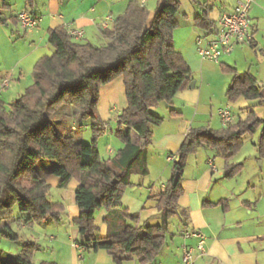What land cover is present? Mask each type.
Returning a JSON list of instances; mask_svg holds the SVG:
<instances>
[{"label":"trees","instance_id":"trees-1","mask_svg":"<svg viewBox=\"0 0 264 264\" xmlns=\"http://www.w3.org/2000/svg\"><path fill=\"white\" fill-rule=\"evenodd\" d=\"M144 2L130 0L111 28L105 30L108 41L101 45L72 39L63 27L50 30L48 43L53 52L34 63L32 83L8 110L0 102V223L9 217L13 206L26 215L23 222L27 225L47 216L59 219L64 206L48 201L45 172L36 165L41 159L52 161L46 172L58 178V187H65L73 178L78 180L74 200L79 212L73 219L77 243L86 250H106L116 264L122 263L118 252L132 255L138 264H151L165 243L170 219L177 211L187 159L198 147L210 148L221 156L226 177L230 178L243 167L230 163L242 135L262 126L256 147L259 157L264 158V120L256 118L253 111L217 129L190 126L173 158L171 176L155 197L161 222L139 225V215L121 207L132 175L146 174L144 148L152 127L163 121L151 108L161 102L171 104L176 93L191 81L190 67L173 44L179 1L157 0L151 16ZM194 22L215 34L206 13L197 14ZM219 65L222 72L232 74L226 93L229 102L264 97L263 86H258L251 72L238 73L225 63ZM118 77L122 78L126 106L116 118L113 135L122 146L112 157L103 159L95 146L104 130L103 122L98 121L99 90ZM62 104L77 107L80 118L91 121V143L75 141L54 128L48 115ZM175 114L174 109L169 110L170 116ZM133 132L137 135L135 142ZM99 208L107 211L103 237L95 236L94 212ZM4 229L0 230L3 236L16 240L10 228ZM22 246L16 255L0 250V264H31L37 245L26 241Z\"/></svg>","mask_w":264,"mask_h":264},{"label":"crops","instance_id":"crops-1","mask_svg":"<svg viewBox=\"0 0 264 264\" xmlns=\"http://www.w3.org/2000/svg\"><path fill=\"white\" fill-rule=\"evenodd\" d=\"M129 1L32 0V3L29 4L27 0H14V2L12 0H0V7L7 8V10L12 12L7 17L12 21V26L10 27L8 22H6V15L0 9V15L2 16L0 19V102L5 104V99L11 92V85L15 86L16 83L21 82L23 79H29L32 67L37 59L51 52V45L48 43L50 30L56 27H63L66 30L69 28L81 29L83 35L79 41L101 45L108 41L105 30L110 29L113 23H110L106 29H100L98 27L99 20L106 16H110L114 20L125 11ZM147 1L150 0H145L144 4ZM153 1L155 2L150 16L158 6L157 0ZM178 1L180 7L175 15L177 26L172 34L173 44L190 67L192 79V73L194 72L206 73L203 60L197 54L196 38L200 35L213 36V33H209L208 30L200 29L195 25V17L199 13H206L208 19L213 23L212 29L216 30L221 14L224 11L232 10L237 0H196V4L192 0ZM22 10L27 11L36 20V25L33 28L26 29L20 25L17 14ZM248 19L252 35L251 42H254L255 32L259 29L264 30V0H255L251 4L248 11ZM7 46L10 48L8 52L4 53L3 49L7 48ZM242 49L244 47L237 44L227 54H236ZM217 63L221 62L218 61ZM4 80H7L6 86H3ZM12 80L15 81L14 84H12ZM193 82V86L189 83L186 89L176 93L171 105H175L174 101L179 99L184 109H195V117L199 109L198 105L201 102L199 97L201 89L196 90V80ZM99 94L98 111L103 119V127L107 126L106 130L102 131L101 136L107 133L105 135H110L108 137H111V140L104 147L99 148L96 146V142L95 146L101 158L108 159L122 146L120 141L114 137L113 130H107L109 129V124L106 123L108 120H113L116 123L118 114L126 106L122 78L118 77L110 83L101 86ZM61 106L50 113L48 118L54 128L62 135L71 136L75 141H79L81 130L74 123L66 122L71 112L69 110H61ZM184 117L183 112H177L171 117L174 120H184L183 130H157V133H155L156 130H152L148 145L144 148L147 168L144 175H149L151 168H153L154 170H160L159 178L164 175L165 179L161 181L159 188L155 189L153 185L144 186L145 183H143L142 178L131 177L132 183L126 188L120 201L121 207L125 208L129 213L142 214L144 209L149 207V202H151L150 207L156 206L155 197L164 190V185L171 176L172 166H168V160L172 157L176 158L177 149L183 141L187 129L191 126L190 121L186 118L184 119ZM132 137L134 142L137 141L136 133L133 132ZM171 146L176 148L175 153H166ZM206 149L209 150L201 152V159H198L199 164L196 167V173L184 175L190 157L197 155V153L191 154L187 159L181 177L183 193L177 202V211L184 213L186 220L178 230L179 239L174 241L171 238L170 246L165 245L167 241L166 235L165 243L158 253L159 256L157 255V263L178 264V262L182 261V245L187 244L193 248L196 245V240L193 238L185 239L183 232L184 230L196 229L204 234L205 243L202 251L193 250L194 264H264V207L262 210L259 209L262 196L256 201H239V205L247 209L249 211L248 215L250 214L251 216V218L245 220L247 222H242L243 220L236 215L230 214L232 208L229 199L226 197H220L216 201L209 199L206 194L210 183L214 180L213 173L216 169L211 167V164L214 166L215 161L214 150ZM164 153L167 154L165 158ZM37 166L45 172V181L51 182V186L58 187V180L51 178L50 175L52 174L46 172L51 164L48 166H45V164ZM136 175L142 176L140 174ZM224 175L226 177V174ZM234 177H230V179ZM77 185L78 183L72 185L71 190L69 189L67 192L68 204L65 200L57 201L61 202L63 206L66 204L62 211L67 223L66 230L62 233L58 230L54 236L51 235L49 238H44L40 232L24 234L20 246L13 248L14 251H10L12 254L21 253L23 243L28 241L37 245L31 256V264H116L112 255L106 250H86L77 243L78 232L73 223V219L79 212L74 200V190ZM225 189L231 194H239V192L234 191L235 187H231V185H228ZM221 202L223 203L221 204ZM106 213L105 209L100 210L96 221L100 220V222H103ZM0 224L10 228L9 220L7 219ZM18 225L23 227V229L31 227L25 224L23 220H19ZM100 237L102 236L100 235ZM117 254L122 260L121 264H138L130 254H121L119 252Z\"/></svg>","mask_w":264,"mask_h":264},{"label":"rangeland","instance_id":"rangeland-1","mask_svg":"<svg viewBox=\"0 0 264 264\" xmlns=\"http://www.w3.org/2000/svg\"><path fill=\"white\" fill-rule=\"evenodd\" d=\"M14 2V0H12ZM153 0L147 1L145 5L148 9H153L154 5ZM3 10L4 15L6 18L12 14L7 8L0 7ZM16 11V10H15ZM2 16L0 15V19ZM6 22H8L9 26H12V21L7 18ZM264 25V22H263ZM254 35V42L246 41L240 43L241 47L244 49L238 51L236 54H222L219 58V62L225 63L227 65L233 66L237 69L238 73H243L245 71L251 72L257 78V84L259 87L263 86L264 88V30L259 29L255 32ZM102 43V42H101ZM8 48V49H7ZM3 49L4 53L8 52L9 46ZM234 48V47H233ZM53 52V48L51 47V52L47 53L46 55H50ZM203 63L206 68V73H199L194 72L192 73L191 81L196 80V90L199 88L200 90V99L201 102L198 105V112L194 117V108L193 109H184L182 104L180 103L179 99L174 101L175 105L166 104L165 102H161L157 106L151 108V112L157 116L163 118V121L158 126L152 127V130H183L184 129V120L183 119H172L169 116V110L174 109L176 112H183L184 119L186 118L192 127L196 126H203V127H210L217 129L221 127V123L219 117L217 116L216 110L218 108L224 107L229 105L230 110L232 111L234 120L239 118H244L246 116V112L253 111L254 115L258 119L264 120V97L260 99H238L234 102H229L227 99V89L229 87L232 74L231 73H224L220 69V63H214L208 60H203ZM33 81L32 72L30 74L29 79H23L21 82L16 83V85H11V92L10 95L5 99V108L8 110L9 105L14 102L20 95L23 93L25 88L31 84ZM14 80H12V84H14ZM173 100V99H172ZM173 102V101H171ZM61 110H69L71 113L68 115V120L71 123H74L76 126L79 127L80 136L81 138L79 141L83 143H91L92 142V132H91V121L88 119H81L79 109L70 104H62L60 107ZM98 121L103 122V119L98 111ZM194 117V118H193ZM109 124V129L107 130H114L116 128V123L113 120L106 121ZM189 124V125H190ZM262 126H258L253 132H247L242 135V142L240 144V148L236 155L231 159L230 163H241L243 165L242 169L237 172L234 178H227L225 177V167H224V159L217 155L215 151L214 153V166L211 164V167H214L216 171L213 173L214 180L210 183L207 194L209 199H214L216 201L220 197H226L229 199V203L231 205L230 214L236 215L239 219L243 220L242 222H247L245 220L251 218L250 214L248 215V210L243 208L239 205L240 200H250L256 201L261 198V203L259 205V209L262 210L264 207V158H260L257 152V141L259 138V134L261 131ZM106 130V128H104ZM107 134V133H105ZM100 135L97 138L96 146L104 147V145L110 142V135ZM148 145V144H147ZM145 146V148L147 147ZM207 147H198L197 155H192L188 161V165L185 168L184 175H190L196 173V167L199 164L198 159H201V152ZM175 147L171 146L168 148L166 153H175ZM211 150V149H210ZM146 153V152H145ZM166 153H164V158L166 157ZM172 160H168V166H172ZM54 162L41 159L37 162L36 165L45 164L48 166L49 164H53ZM210 168V167H209ZM159 171L158 169L151 168V173L149 175H132L133 178H142L144 186L153 185L155 189L159 188V184L163 179H165L164 175H161L159 178ZM51 178H58L55 175H50ZM48 183V182H47ZM78 183V180L73 178L71 179L68 184L61 188L55 187L54 185H49V191L47 195V199L51 203H55L58 200H65L68 204V190H71L72 185ZM231 185V187H235L234 191L239 192L238 195L231 194L227 192L225 189ZM235 192V193H236ZM210 194L212 195L210 197ZM66 206V204L64 205ZM151 206V202H149V207L144 209V212L139 215V225L145 224H159L160 220V210L157 206ZM103 208L96 209L94 212L95 218V225H96V232L95 236L103 237L106 234V227L103 222L100 220L96 221V217H99L98 214L100 210ZM59 215V219L56 220L53 216H47L46 218L36 221L34 223L28 224L31 226L29 229H23L20 225H18L19 220H24L26 217L25 214L21 213L18 210L17 206H13L11 213L7 220H9V227L12 232L17 235L16 240H11L0 233V250L10 255H16L15 253L12 254L10 251H14L13 248L19 247L21 244V239L24 237V234H31L32 232H40L44 238H49V236H54L55 232L60 230L62 233L66 230V221L64 219V215ZM254 213V212H253ZM253 216V215H252ZM228 218V217H227ZM186 215L184 213H180L177 211L176 214L170 219L169 229L167 233V241L166 246H170L171 238L174 241L179 239L178 230L181 227L182 223L185 222ZM251 221V220H250ZM0 230H5L4 226L0 224ZM177 239V240H175ZM159 256V255H158ZM158 256L151 264H159L157 263ZM194 261V259H193ZM178 264H183L182 261L178 262ZM194 264V262H193Z\"/></svg>","mask_w":264,"mask_h":264},{"label":"built area","instance_id":"built-area-1","mask_svg":"<svg viewBox=\"0 0 264 264\" xmlns=\"http://www.w3.org/2000/svg\"><path fill=\"white\" fill-rule=\"evenodd\" d=\"M144 1V0H142ZM255 0H237L235 7L230 11H224L218 22L215 34L212 37L200 35L196 38V50L201 60H208L214 63L219 61L222 54L230 53L237 44L251 41L252 35L249 29L248 11ZM17 19L23 28L31 29L36 25V20L27 11L18 12ZM113 19L110 16L103 17L98 22L100 29H106ZM67 34L75 40H79L83 32L81 29H67ZM7 85V80L3 81V86ZM222 126H225L234 120L229 105L216 110ZM107 126H105L106 128ZM169 158V160H172ZM185 239L193 238L196 240L195 248L187 244L182 245L181 259L183 264H193L194 253L197 249H204L205 236L196 229L184 230Z\"/></svg>","mask_w":264,"mask_h":264},{"label":"water","instance_id":"water-1","mask_svg":"<svg viewBox=\"0 0 264 264\" xmlns=\"http://www.w3.org/2000/svg\"><path fill=\"white\" fill-rule=\"evenodd\" d=\"M193 84H194V82H193V81H191V82H190V85H191V86H193Z\"/></svg>","mask_w":264,"mask_h":264}]
</instances>
